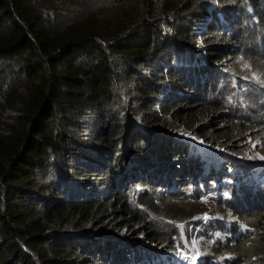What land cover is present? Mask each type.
<instances>
[{
  "label": "trees",
  "instance_id": "1",
  "mask_svg": "<svg viewBox=\"0 0 264 264\" xmlns=\"http://www.w3.org/2000/svg\"><path fill=\"white\" fill-rule=\"evenodd\" d=\"M230 1L0 0V264H127L136 249L122 245L154 227L150 210L172 215L146 190L131 203L124 183L140 167L143 189L169 170L180 185L216 177L219 190L235 168L227 201L264 231V168L196 160L155 109L190 102L194 116L231 122L258 110L251 92L264 76L248 91L217 61L241 33L264 43V0ZM156 258L147 248L143 264Z\"/></svg>",
  "mask_w": 264,
  "mask_h": 264
},
{
  "label": "rangeland",
  "instance_id": "2",
  "mask_svg": "<svg viewBox=\"0 0 264 264\" xmlns=\"http://www.w3.org/2000/svg\"><path fill=\"white\" fill-rule=\"evenodd\" d=\"M230 2L234 4L236 0ZM203 36L194 38L193 43L196 46L204 45ZM244 36L241 33L236 38L237 51L234 55L227 51L223 59L217 62L225 64L224 61H230V69L240 75L239 81L243 82L244 89L249 91L252 81L264 76V43L262 37L248 43L247 40L252 38ZM256 52L259 53L257 57L260 59L256 58ZM260 85V89L257 87L251 92L250 102L258 110H251L248 116L238 114L234 122L229 121L226 115H223L224 119L220 117L219 120L212 115L209 119L202 113L194 116L188 109L190 102L181 103L177 112L174 110L172 113H165L159 106L155 109L162 118L168 119L170 127L187 132L182 136V140L187 148L189 146L188 154L196 160H207V163L216 164L212 157L217 156L218 159L228 158L236 166L245 165L246 170L247 167L263 169L264 160L259 157L264 156V110H261L264 107V84ZM175 90L179 91L178 87ZM193 93L199 95L198 90H193ZM207 99H212V95ZM213 139H217L216 143H212ZM141 169L138 168L137 178L131 184L129 181L135 177L134 175L128 176L124 183L128 187L131 203V198L137 199V192L141 194L146 190L148 194L158 198L161 207L172 215L150 210L148 224L154 227L151 230L140 231L139 236L122 245L123 251L127 248L136 249L134 259L127 261V264H143L147 248L155 250L157 258L146 264H264V231L262 229L257 231V226H260L256 223L258 217L249 214V211H240L242 213L236 211L231 207L233 201L229 203L227 201V195L232 190L225 189L234 190L235 184L242 178L235 168L221 171L228 183L222 184L220 190L213 186L217 181L216 177L212 178L213 184L206 183L211 192H207L203 181L197 182L196 179L188 185L175 184L172 177L170 178L169 170L160 173L165 178L169 177V180L158 181L154 186L143 189L140 180L145 177H141ZM201 179L206 181L207 177ZM67 182L68 180L65 182L66 187L73 194L71 196H77L72 188L77 184ZM99 185L101 184L97 181L90 185L89 189ZM241 190L243 195L251 193L250 185L245 182L242 183ZM217 192L221 194V199L216 197ZM113 200H115L113 193L105 198L107 205ZM104 208L106 207H101V211ZM139 209L146 213L144 207ZM261 210H264V207ZM263 223L264 218L261 227Z\"/></svg>",
  "mask_w": 264,
  "mask_h": 264
},
{
  "label": "clouds",
  "instance_id": "3",
  "mask_svg": "<svg viewBox=\"0 0 264 264\" xmlns=\"http://www.w3.org/2000/svg\"><path fill=\"white\" fill-rule=\"evenodd\" d=\"M187 132L184 133V135L186 134ZM205 139V137H203Z\"/></svg>",
  "mask_w": 264,
  "mask_h": 264
}]
</instances>
